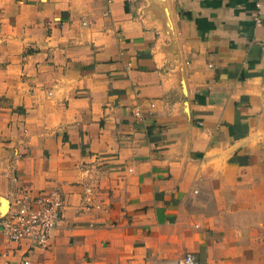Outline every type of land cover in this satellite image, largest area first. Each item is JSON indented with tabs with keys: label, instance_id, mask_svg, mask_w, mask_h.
Returning <instances> with one entry per match:
<instances>
[{
	"label": "crops",
	"instance_id": "0c3cea01",
	"mask_svg": "<svg viewBox=\"0 0 264 264\" xmlns=\"http://www.w3.org/2000/svg\"><path fill=\"white\" fill-rule=\"evenodd\" d=\"M256 1L0 0V217L64 200L29 264H264Z\"/></svg>",
	"mask_w": 264,
	"mask_h": 264
},
{
	"label": "built area",
	"instance_id": "2783aa9c",
	"mask_svg": "<svg viewBox=\"0 0 264 264\" xmlns=\"http://www.w3.org/2000/svg\"><path fill=\"white\" fill-rule=\"evenodd\" d=\"M256 11L264 16V0L255 2ZM140 112L136 111L135 116ZM64 205L59 190L35 191L20 186L13 192L8 211L0 217V233L10 242L26 245L23 264L36 249H48L52 231L58 225ZM175 264H200L188 253Z\"/></svg>",
	"mask_w": 264,
	"mask_h": 264
}]
</instances>
